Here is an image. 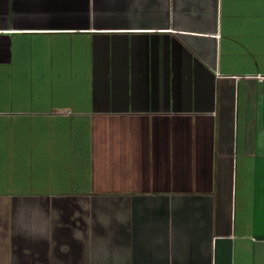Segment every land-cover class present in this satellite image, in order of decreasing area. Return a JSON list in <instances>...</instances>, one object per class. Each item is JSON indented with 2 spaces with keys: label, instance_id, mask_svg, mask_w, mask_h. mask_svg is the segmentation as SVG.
I'll use <instances>...</instances> for the list:
<instances>
[{
  "label": "crops",
  "instance_id": "obj_1",
  "mask_svg": "<svg viewBox=\"0 0 264 264\" xmlns=\"http://www.w3.org/2000/svg\"><path fill=\"white\" fill-rule=\"evenodd\" d=\"M0 264H264V0H0Z\"/></svg>",
  "mask_w": 264,
  "mask_h": 264
}]
</instances>
